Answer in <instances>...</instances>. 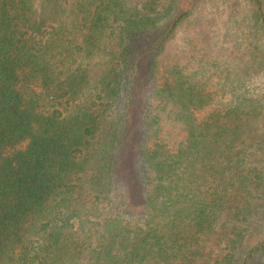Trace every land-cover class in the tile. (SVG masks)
Listing matches in <instances>:
<instances>
[{
	"label": "trees",
	"instance_id": "16d2710c",
	"mask_svg": "<svg viewBox=\"0 0 264 264\" xmlns=\"http://www.w3.org/2000/svg\"><path fill=\"white\" fill-rule=\"evenodd\" d=\"M204 1L0 0V264H264V0L230 60Z\"/></svg>",
	"mask_w": 264,
	"mask_h": 264
},
{
	"label": "rangeland",
	"instance_id": "374dc122",
	"mask_svg": "<svg viewBox=\"0 0 264 264\" xmlns=\"http://www.w3.org/2000/svg\"><path fill=\"white\" fill-rule=\"evenodd\" d=\"M234 9L243 12L246 10L244 0H205L196 8L194 14L190 17L189 21L184 22L178 28L177 33L172 39V47H177L182 43L184 38L188 35H197L199 44H203L208 48L213 56H218L223 59H232L236 54L232 43L236 40H231L233 36L227 37L224 32L226 26L230 23L231 19L235 17L240 18V13H234ZM237 10V11H238ZM241 21V19L239 20ZM239 23L236 21L232 30ZM235 36V35H234ZM252 82L253 87H258L264 90V78L255 77ZM92 163L87 165L82 172V181L87 182L85 187L88 188L91 181H93V172H91ZM97 174V173H96Z\"/></svg>",
	"mask_w": 264,
	"mask_h": 264
}]
</instances>
